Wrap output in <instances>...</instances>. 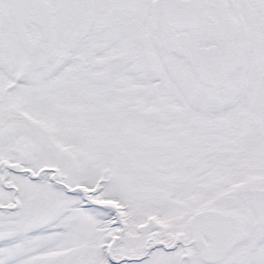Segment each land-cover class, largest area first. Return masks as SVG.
Listing matches in <instances>:
<instances>
[{"label": "snow or ice", "instance_id": "1", "mask_svg": "<svg viewBox=\"0 0 264 264\" xmlns=\"http://www.w3.org/2000/svg\"><path fill=\"white\" fill-rule=\"evenodd\" d=\"M0 264H264V0H0Z\"/></svg>", "mask_w": 264, "mask_h": 264}]
</instances>
